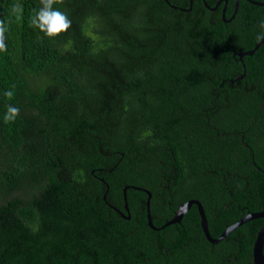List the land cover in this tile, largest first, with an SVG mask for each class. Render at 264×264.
<instances>
[{
    "label": "trees",
    "instance_id": "obj_1",
    "mask_svg": "<svg viewBox=\"0 0 264 264\" xmlns=\"http://www.w3.org/2000/svg\"><path fill=\"white\" fill-rule=\"evenodd\" d=\"M169 4L63 0L54 7L71 27L48 38L31 24L40 0H0V264H141L143 205L126 189L130 219L118 224L106 203L121 207V185L151 189L169 168L209 215L222 174L264 200V175L223 134L234 104L206 99L216 83L202 92V72H217L197 37L211 21Z\"/></svg>",
    "mask_w": 264,
    "mask_h": 264
},
{
    "label": "flooded vegetation",
    "instance_id": "obj_2",
    "mask_svg": "<svg viewBox=\"0 0 264 264\" xmlns=\"http://www.w3.org/2000/svg\"><path fill=\"white\" fill-rule=\"evenodd\" d=\"M172 1L174 5H169L173 10L177 9L185 15L199 13L200 17L211 21L207 28L202 25L205 35L197 36L198 45L204 52L201 59L216 61L217 65L213 67L217 75L223 72V77L218 78L215 72H202L199 75L204 80L202 92L204 89L205 93L207 87L210 91L211 84L216 83L217 87L210 91L211 97L206 99L213 102L218 97L221 104H234V127L223 134L231 141V149L248 157L253 166L249 173L256 172L262 177L264 40L258 42L256 36L264 31L261 27L264 24V0H185L186 5L177 4L178 0ZM213 33L217 34V39L212 37ZM197 76L195 73L191 80L197 79ZM168 172L151 189L131 183L121 185V207L106 203L107 218L116 220L118 224L130 219L126 189L134 190L131 195L138 198L134 205H143L146 230L141 264H255L253 243L264 221L259 216L264 212V200L261 196L257 198L255 191L245 186L246 180L243 177L231 179V174H222L217 192V198L219 194L222 198L217 206L212 207L214 213L209 215L197 198L195 187L175 183L174 170L169 168ZM166 175H170V179ZM253 186L256 187V183ZM105 187L107 189L106 184ZM237 188L241 196L238 200L232 196ZM104 196L102 194L103 199ZM147 197L149 222L146 218ZM198 208L204 219V228ZM227 227H231L230 230L219 239ZM260 253L264 256V240Z\"/></svg>",
    "mask_w": 264,
    "mask_h": 264
},
{
    "label": "clouds",
    "instance_id": "obj_3",
    "mask_svg": "<svg viewBox=\"0 0 264 264\" xmlns=\"http://www.w3.org/2000/svg\"><path fill=\"white\" fill-rule=\"evenodd\" d=\"M63 0H40L41 7L36 11L35 15L31 19V24L38 28L40 32L48 38H56L62 33H66L71 27V20L65 12L60 11L54 5L62 3ZM12 12L16 14V18L20 19L21 8L18 4L13 5ZM264 28V24H261ZM8 27L4 21L0 20V52L7 50L6 33ZM256 40H264V31L260 32L256 36ZM13 93L11 91H6L5 96L11 98ZM19 108L9 105L7 111L4 114V120L6 122H14L19 115Z\"/></svg>",
    "mask_w": 264,
    "mask_h": 264
},
{
    "label": "water",
    "instance_id": "obj_4",
    "mask_svg": "<svg viewBox=\"0 0 264 264\" xmlns=\"http://www.w3.org/2000/svg\"><path fill=\"white\" fill-rule=\"evenodd\" d=\"M134 188L138 189L137 187H134ZM145 204H146V216H147L146 218H147V221L149 222V215H148V208H147V205H148V197L146 199ZM198 211H199L200 216H201L200 217L201 226H202V228H204V219H203V216L201 214L200 208H198ZM259 216L263 217V219H264V212L260 213ZM234 226H236V224L233 225V226H231V227L233 228ZM231 227L225 228L222 231L219 239L221 237L225 236L227 234V232L230 230ZM263 240H264V221H263L262 225L260 226V228L258 230V233H257V236L255 238V241L253 243V258H254L255 264H264V256L260 253V248L262 246Z\"/></svg>",
    "mask_w": 264,
    "mask_h": 264
}]
</instances>
